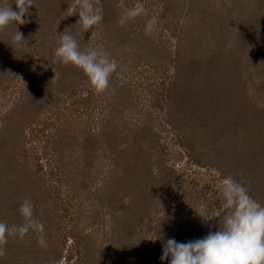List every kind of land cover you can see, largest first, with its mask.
I'll return each instance as SVG.
<instances>
[{
    "label": "rangeland",
    "instance_id": "374dc122",
    "mask_svg": "<svg viewBox=\"0 0 264 264\" xmlns=\"http://www.w3.org/2000/svg\"><path fill=\"white\" fill-rule=\"evenodd\" d=\"M113 1L110 25L85 33L78 14L66 12L71 0H35L17 25L23 46L13 42L15 25L0 31V221L22 223L19 206L31 198L47 241L41 247L33 231L9 237L0 264H114L124 256L123 231L114 229L123 220L102 197L112 198L109 176L117 170L107 151L98 150L89 176L63 179L67 170L74 175L102 120L118 126L119 141L121 130L143 125L146 164L166 165L151 214L132 235L136 256L152 253L149 264L160 258L152 223L170 225L183 242L218 231L219 180L242 181L264 205V0ZM138 2L146 14L120 26L122 9ZM66 30L81 50L102 49L116 60L106 92L94 94L81 70L54 62Z\"/></svg>",
    "mask_w": 264,
    "mask_h": 264
},
{
    "label": "clouds",
    "instance_id": "9594fccd",
    "mask_svg": "<svg viewBox=\"0 0 264 264\" xmlns=\"http://www.w3.org/2000/svg\"><path fill=\"white\" fill-rule=\"evenodd\" d=\"M16 10L8 0H0V31L15 25L16 32L13 42L23 46L24 37L17 25L27 21L25 15L35 5V0H14ZM68 16L77 15L81 32L96 29L104 19L101 0H71L67 9ZM146 14L142 3L120 14L118 24L126 25L129 21ZM157 22L151 17L145 25V34H151ZM96 32L92 33L91 40ZM90 40V41H91ZM54 62L72 65L81 70L87 77L91 91L102 94L109 88L110 78L117 70V62L102 49L92 47L81 50L75 35L66 30L59 35L54 50ZM222 194L225 209L222 223L218 231L209 232L202 238L188 242H177L174 238L167 239L162 246L161 262L169 264H264V205L249 195L248 188L242 181L226 177L217 182ZM22 223L9 226L0 221V257L6 255L5 245L9 237L23 239L30 231L39 233L37 243L46 248L47 241L44 225L34 218V204L31 198H24L19 206ZM201 216V215H200ZM155 241V240H154ZM54 264H62L55 261Z\"/></svg>",
    "mask_w": 264,
    "mask_h": 264
},
{
    "label": "trees",
    "instance_id": "16d2710c",
    "mask_svg": "<svg viewBox=\"0 0 264 264\" xmlns=\"http://www.w3.org/2000/svg\"><path fill=\"white\" fill-rule=\"evenodd\" d=\"M101 4L103 6L104 16L102 22L106 27V25H110L109 20H111L112 15L115 16V8L117 5L114 1L111 3L110 0H101ZM122 10H126V8H123ZM99 27L100 25L98 28ZM175 60L176 59L172 58L171 62L176 64ZM173 84H176L175 80H173ZM173 101L174 100L172 99L171 102L173 103ZM101 123L102 126L100 130L90 133L91 135H89L85 141V147L82 146L84 152L82 157H80L81 161L79 160L80 162H77L76 164L77 167L73 173L74 175L71 177H69L70 175H66L69 172V170L66 169L67 171H65L63 179L68 181L71 178L69 180L71 183H77L76 179L78 180L82 177L89 176L88 174H90L91 170H94L96 166L95 160L98 159L97 155L101 154L98 150H102L103 152L107 151V158L109 161L112 160L110 165L113 164L114 168L117 170H111V176H109V182L112 188V198H108V195H104L102 197H106L104 202L109 207V211L112 214H119L123 220V222L118 223L114 229L118 232L123 231L124 235H121L117 239L120 243L119 245L123 246L125 250L124 256H122L114 264H149V259L152 258V253L147 251L136 256L133 251V246L134 242L135 244L138 243L132 239V235L135 233L134 227L139 225L141 229L145 226L141 223L148 214H151V209L154 206L153 198L155 197L159 186V184L155 186V183L159 180H167L168 178L162 170V168L166 165L164 166L162 164H158V168L155 169L149 162L146 164L148 158H144V151H142L144 148L140 142V130H142L143 125L141 127L140 125L132 126V128L128 129L129 131L121 130V138H125L124 140H121L120 138L119 141L117 138V135L120 133V131L117 130L118 126L115 123L112 124L110 120H102ZM110 131H115L116 136L110 137ZM146 133H148V131H146ZM150 142L151 144H154V139H150ZM91 177H93V175H91ZM163 182L165 183L163 189L166 190L168 184L165 181ZM224 213L225 210L221 212L223 215ZM149 224H151L150 220L147 225ZM167 225L165 226V224L160 222L151 224L154 229L152 232L155 240L154 246L158 249L159 257L163 254L162 246L167 239L174 238L177 242H183L184 239L183 237H181V239L179 236L176 237V234L173 233V229L170 225L168 227ZM215 225L216 224H212V226ZM217 230H219V225ZM113 233L114 235L117 234V232ZM126 244H128V248ZM140 245L141 243L139 246ZM129 251L131 253H128ZM80 258L83 260L84 256L83 258L80 256ZM82 262L83 261L78 260L76 264H82ZM84 264L86 263L84 262ZM155 264H169V262H161L160 258H158V261Z\"/></svg>",
    "mask_w": 264,
    "mask_h": 264
}]
</instances>
